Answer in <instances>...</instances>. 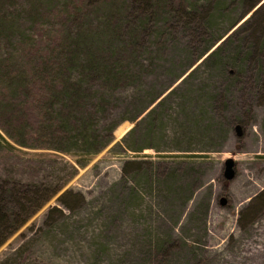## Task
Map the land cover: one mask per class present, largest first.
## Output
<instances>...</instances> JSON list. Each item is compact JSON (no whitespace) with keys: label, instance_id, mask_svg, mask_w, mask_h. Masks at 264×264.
<instances>
[{"label":"rangeland","instance_id":"1","mask_svg":"<svg viewBox=\"0 0 264 264\" xmlns=\"http://www.w3.org/2000/svg\"><path fill=\"white\" fill-rule=\"evenodd\" d=\"M238 2L211 0L210 18L164 26L165 43L141 53L138 96L133 85L118 89L97 114V141L109 139L97 154L78 146L61 152L40 138L0 149L1 180L57 189L6 236L0 262L264 264V56L246 54L248 28L208 55L248 17L240 19ZM50 27L41 23L44 39ZM14 40L5 53L18 51ZM32 101L28 114L38 111ZM130 157L141 162L123 173ZM227 158L235 163L230 180Z\"/></svg>","mask_w":264,"mask_h":264},{"label":"trees","instance_id":"2","mask_svg":"<svg viewBox=\"0 0 264 264\" xmlns=\"http://www.w3.org/2000/svg\"><path fill=\"white\" fill-rule=\"evenodd\" d=\"M210 1L0 0V149L13 150L14 143L26 146L28 138H40L61 152L78 146L85 154H97L109 142L97 141V125L102 120L97 114L111 107V94L118 89L133 85L131 92L138 96L140 89L134 82L144 66L143 50L149 43L154 42L156 48L165 43L162 30L173 18L183 22L210 18ZM238 1L240 19L248 17L208 55L218 54L232 35L248 28L253 40L246 54L262 59L264 0ZM42 22L51 25V37L44 34L43 38ZM13 40L18 51L5 53L3 44ZM240 48L232 53L237 67ZM29 99L37 103L35 114L25 112ZM17 109L23 117L13 115ZM123 120L114 122L111 129ZM132 157L123 162V173L141 162ZM56 192L32 182L16 185L0 176V245Z\"/></svg>","mask_w":264,"mask_h":264},{"label":"water","instance_id":"3","mask_svg":"<svg viewBox=\"0 0 264 264\" xmlns=\"http://www.w3.org/2000/svg\"><path fill=\"white\" fill-rule=\"evenodd\" d=\"M258 6V5H257ZM256 8V7H255ZM236 130L238 131V127H236ZM235 175V163L232 158H227L224 160V167H223V177L225 180H230ZM225 199H220V204H224Z\"/></svg>","mask_w":264,"mask_h":264},{"label":"bare ground","instance_id":"4","mask_svg":"<svg viewBox=\"0 0 264 264\" xmlns=\"http://www.w3.org/2000/svg\"><path fill=\"white\" fill-rule=\"evenodd\" d=\"M122 133H123V130L122 129L117 131V134L118 135H121Z\"/></svg>","mask_w":264,"mask_h":264}]
</instances>
